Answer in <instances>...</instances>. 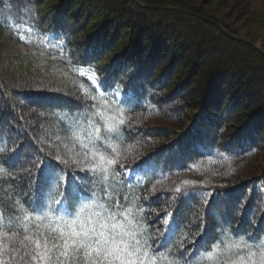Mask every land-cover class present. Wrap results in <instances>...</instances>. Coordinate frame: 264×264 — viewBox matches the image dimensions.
<instances>
[{"label": "trees", "instance_id": "1", "mask_svg": "<svg viewBox=\"0 0 264 264\" xmlns=\"http://www.w3.org/2000/svg\"><path fill=\"white\" fill-rule=\"evenodd\" d=\"M144 2L191 10L234 34L236 24L255 25L259 35L247 32V37L264 44V2L259 7L252 0H213L212 7L193 0ZM224 9L228 12L218 17L217 10ZM181 19L187 21L185 34L183 22L172 23ZM16 25L32 36L23 38ZM198 26L203 28L193 32ZM175 30L180 39L177 34L178 39L165 41ZM4 41L25 52L5 51ZM225 42L229 46L221 52ZM175 72L173 90L164 94ZM94 75L100 87L92 84ZM165 103L186 107L182 122L167 135L154 132L153 141L141 142L140 129L130 127L133 116H162ZM108 117L125 125L109 133ZM95 128L99 140L88 135ZM85 148L89 158L95 153L117 164L105 165L107 171L91 181L68 175L67 199L63 179L53 182L54 161L45 162L37 178L32 162L38 149L75 161L84 159ZM263 149L264 55L215 24L146 8L137 0H0V235L5 246L8 237L66 231L58 217L71 220L82 204H99L143 227L142 238L158 248L157 264H229L246 255L230 253V247L264 242V169L244 178L232 171L212 180L209 175ZM177 188L190 194L180 198ZM62 199L59 208L72 216L58 210ZM165 212L174 213L175 235H163ZM185 236L186 251L180 255ZM214 247L210 258L201 257Z\"/></svg>", "mask_w": 264, "mask_h": 264}, {"label": "snow or ice", "instance_id": "2", "mask_svg": "<svg viewBox=\"0 0 264 264\" xmlns=\"http://www.w3.org/2000/svg\"><path fill=\"white\" fill-rule=\"evenodd\" d=\"M89 78L93 85L100 87L98 76L94 75ZM101 98H104L103 95ZM120 103H125V101H120ZM108 120L111 123H107L105 128L109 133H116L120 126L125 125L123 119L116 121L114 118L108 117ZM99 134L100 129L95 128L88 135L94 140H99ZM38 152L40 155L34 157L32 162V167L36 169L37 178L45 162L54 161L57 170L53 182L58 183L63 179L64 199L68 198V175H72L74 180L80 176L82 179L91 181L95 173L107 171L105 165L117 164L116 160L106 159L104 156H97L95 153H92L89 158L87 148L83 154L84 159L75 161L62 160L59 156L52 158L50 153H44L40 149ZM116 155L118 157L119 153L117 152ZM41 157L43 158L41 159ZM81 164L85 166L81 167ZM89 164L92 166L88 167ZM119 167L123 171L124 166ZM62 173L64 174L63 177ZM28 174L31 175V170H28ZM105 179L108 177L106 176ZM184 183L188 184L189 181H184ZM176 191L180 194V198L190 194L189 192L181 194L179 188ZM85 198H89L87 194H85ZM205 202L207 203V201ZM62 203L63 199L57 202L58 210L67 216H72V212L59 208ZM117 207H119L118 203ZM96 208H99L100 211H95ZM33 210L37 211V209ZM173 215V212H165L161 219L165 228L163 235H167L169 232H172L173 235L176 234L172 227ZM118 218L123 222H118ZM60 221H63L66 231L54 234L52 237L41 238L39 231H37L32 235H24L22 239L12 240L11 237H8L9 243L5 246V236L0 235V264H157L156 252H158V248L153 250L148 239L142 238L143 227L139 223L134 224L119 217L118 213H109L103 205L82 204L74 219L65 220L64 216H60L57 218V222ZM226 231L223 230L221 233V242ZM185 239H187L186 236L182 237L179 242L180 249L183 250L180 255L186 251ZM49 240L52 241L51 245H49ZM215 251L214 247L201 254V257L210 258ZM229 252H246V255H238L236 260L230 261L229 264H264V242L257 245H246L245 247H240L237 244L235 248L230 247ZM173 264H178V262L174 261Z\"/></svg>", "mask_w": 264, "mask_h": 264}, {"label": "rangeland", "instance_id": "3", "mask_svg": "<svg viewBox=\"0 0 264 264\" xmlns=\"http://www.w3.org/2000/svg\"><path fill=\"white\" fill-rule=\"evenodd\" d=\"M137 1L140 2L141 4L143 3L140 0H137ZM193 1H198L200 3L201 2L202 3H206L205 5L208 4L211 7L213 6V4L215 5V3L213 2V0H193ZM252 2H253V4H254L255 7H259V6L262 5V2H264V0H252ZM54 3H56V1ZM210 6L207 7V8L214 10V7L213 8H210ZM177 8H180V7H177ZM157 9H161V8H157ZM175 12H180V11H175ZM217 12L219 14L218 17L219 16L220 17L221 16L223 17V16H225L224 14L226 12H228V10L227 9H224V10H221V11L217 10ZM181 13H184V12H181ZM186 14H188V13H186ZM192 16H194V15H192ZM201 16H203V15H201ZM195 17L196 18H200L198 16H195ZM182 22L184 23V24H181L182 26H184V25L187 24L186 23L187 21L182 20V19L180 21H176V22L174 21L172 23H173V25H178V23H182ZM200 27L201 26H198V27L194 28L193 32L196 29L200 28ZM236 27L235 28L237 30H239L238 31L239 33L238 34H234L233 32H230L226 27L225 28L230 33L234 34L235 36L244 38V39H246V40L254 43L258 48L254 47L252 45L251 46L254 47L255 49H257L260 53H263V55H264V44H263L261 38H258L257 37V38L254 39V41H252V40H250V38L247 37V32L251 33L252 35L253 34L259 35V33H258L259 30L256 28V26L255 25H252V24H248L247 26L244 27L242 25L236 24ZM246 27H248V28H246ZM185 28H186L185 26H184V28H182V27L180 28V33L181 34H185L186 29H187V28L186 29ZM201 28H203V27H201ZM183 29H185V30L183 31ZM16 30H18L20 32V34H21V36L23 38H28V37H31L32 36V34L30 33L31 31L27 27H25V26L16 25ZM262 33H264V32H262ZM177 34H178V37L180 39L179 33H177V31L175 30V31H172V34H171L170 37H168V35L165 36V41L171 43L173 40H175V38L178 39ZM228 37H230V36H228ZM149 44H151V42ZM1 45H2V48H4V50L7 51V52H13V53H18V54H22L23 52H25L24 51L25 49L23 47L16 46V45L12 44L11 41H4V43H2ZM228 46H229V44L227 45L226 42L223 43L222 47L220 48V51L221 52H224L225 51V48L228 47ZM188 50H190V48H188ZM26 51H27V49H26ZM7 55L8 54L5 53V55L3 56V58L7 57ZM162 55L163 56L164 55L166 56L164 50L162 51ZM177 73L178 72L173 73L174 74L173 75V78L174 79L172 78L170 80V84L168 85V87H165L164 94L169 93L171 91L172 84H173V82L175 81V79L178 76ZM239 76L241 78V74ZM177 98H179V97H177ZM175 101H177V100L175 99ZM177 102H179V101H177ZM174 105H175V103H173V105H172V103L171 104L165 103L164 106L166 108V110H165L166 111V114H163L162 116H155V115H143V116L142 115H135V116H133L132 124L134 126H137L140 129L139 137L138 138L141 140V142L148 144L151 141H153V139H154L153 138V135L154 134H152V133H154V132L157 133L159 131H161V132L167 131L166 132V135H167L168 132L169 133L171 132L170 131L172 129L171 127L177 126V125H179L182 122L183 114H181V111H184L186 109V107L184 108L182 106V107L176 109V108H174L175 107ZM167 116H170V117L167 118ZM146 146H148V145H146ZM263 169H264V149L263 150H260L253 157H246V158H243V159H238V160L232 161V164L231 165H226L225 167L224 166L218 167V168L216 167V172L214 174H212V175H209L210 176L209 178L212 180V178H214V179L217 178L218 175H220V178H223L225 175H227L229 173V171H232L235 175L237 174L238 177H241L242 176L244 178V176L245 177H248V176L256 175V174H258ZM205 173H207V171Z\"/></svg>", "mask_w": 264, "mask_h": 264}, {"label": "water", "instance_id": "4", "mask_svg": "<svg viewBox=\"0 0 264 264\" xmlns=\"http://www.w3.org/2000/svg\"><path fill=\"white\" fill-rule=\"evenodd\" d=\"M143 2V6H145L146 8H152V9H157V8H161V9H169V10H173V11H180V12H184V13H188L190 15H194V16H198L200 17L201 19L203 20H206V21H209L213 24H215L217 27H219L222 32L224 34H226L227 36H230L231 38L235 39V40H238V41H242V42H245L249 45H252L256 48H258L254 43L244 39V38H241V37H238V36H235L234 34L230 33L224 26H222L220 23L208 18V17H204V16H201L193 11H190V10H187V9H183V8H177V7H164V6H156V5H149L147 3L144 2V0H140Z\"/></svg>", "mask_w": 264, "mask_h": 264}]
</instances>
